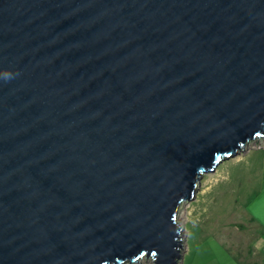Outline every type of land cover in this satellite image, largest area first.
<instances>
[{
    "label": "water",
    "instance_id": "obj_1",
    "mask_svg": "<svg viewBox=\"0 0 264 264\" xmlns=\"http://www.w3.org/2000/svg\"><path fill=\"white\" fill-rule=\"evenodd\" d=\"M0 264H183L206 173L264 140V0H0Z\"/></svg>",
    "mask_w": 264,
    "mask_h": 264
},
{
    "label": "rangeland",
    "instance_id": "obj_2",
    "mask_svg": "<svg viewBox=\"0 0 264 264\" xmlns=\"http://www.w3.org/2000/svg\"><path fill=\"white\" fill-rule=\"evenodd\" d=\"M263 183L262 139L204 175L196 197L180 213L186 235L183 264H232L235 257L243 264H264L262 229L250 220L251 211L264 220V191L258 192Z\"/></svg>",
    "mask_w": 264,
    "mask_h": 264
},
{
    "label": "crops",
    "instance_id": "obj_3",
    "mask_svg": "<svg viewBox=\"0 0 264 264\" xmlns=\"http://www.w3.org/2000/svg\"><path fill=\"white\" fill-rule=\"evenodd\" d=\"M259 184V183H258ZM258 184H257V186H258ZM264 183L260 186H258V192H259V194L260 193H262L263 191H264ZM260 199V198H259ZM258 201V200H257ZM263 202H264V200H263ZM254 214H255V212H250V220H251V222H253L254 224H256L258 227H260V229H262V247H263V250H264V220L263 221H261V222H259L257 219H256V217L254 216ZM235 257V256H234ZM232 264H243V263H241L239 260H238V258L237 257H235V260H234V262L232 263Z\"/></svg>",
    "mask_w": 264,
    "mask_h": 264
},
{
    "label": "clouds",
    "instance_id": "obj_4",
    "mask_svg": "<svg viewBox=\"0 0 264 264\" xmlns=\"http://www.w3.org/2000/svg\"><path fill=\"white\" fill-rule=\"evenodd\" d=\"M13 77V74L9 71L0 73V80L9 81Z\"/></svg>",
    "mask_w": 264,
    "mask_h": 264
},
{
    "label": "bare ground",
    "instance_id": "obj_5",
    "mask_svg": "<svg viewBox=\"0 0 264 264\" xmlns=\"http://www.w3.org/2000/svg\"><path fill=\"white\" fill-rule=\"evenodd\" d=\"M241 153V152H240Z\"/></svg>",
    "mask_w": 264,
    "mask_h": 264
}]
</instances>
